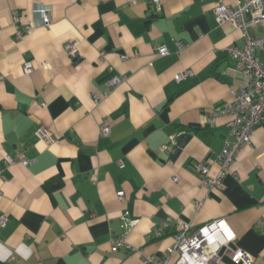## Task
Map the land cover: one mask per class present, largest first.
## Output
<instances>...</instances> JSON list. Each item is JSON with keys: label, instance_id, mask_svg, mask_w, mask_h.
Here are the masks:
<instances>
[{"label": "crops", "instance_id": "1", "mask_svg": "<svg viewBox=\"0 0 264 264\" xmlns=\"http://www.w3.org/2000/svg\"><path fill=\"white\" fill-rule=\"evenodd\" d=\"M220 1L237 0H158L159 9L153 0H0V264H147L143 257L165 253L183 224L214 220L251 264H264V122L220 191L204 187L196 169L218 173L230 116L212 128L207 116L246 81L225 50L243 47L242 32L217 24ZM40 8L50 10L47 26ZM248 32L264 38V24ZM68 40L77 41L76 62ZM185 69L192 76L175 81ZM113 75L122 81L95 101ZM106 116L111 132L102 136ZM39 127L56 140H42ZM125 212L138 220L127 234ZM123 234L130 248L112 250L110 238ZM177 260L172 253L168 264ZM218 264L233 263L223 254Z\"/></svg>", "mask_w": 264, "mask_h": 264}, {"label": "built area", "instance_id": "2", "mask_svg": "<svg viewBox=\"0 0 264 264\" xmlns=\"http://www.w3.org/2000/svg\"><path fill=\"white\" fill-rule=\"evenodd\" d=\"M153 4L159 9L158 0H153ZM40 22L42 25H49L51 14L48 8L38 10ZM214 15L217 24L230 22L242 32L244 45L242 48L236 46H227L226 52L241 66L242 73L246 81L234 93L233 98L225 103L213 107L207 116V126L214 127L219 118L230 116L227 123L228 134L224 138L223 146L216 157V163L219 165V171L214 177L208 175V167L198 164L196 169L201 175V184L208 189L220 191L223 187V181L226 174L231 171V167L240 153L241 149L250 143L255 128L264 122V59L261 60L256 52L264 51V38H252L249 35L248 28L257 24H264V0H237L233 6L218 2L214 7ZM14 22L17 23L20 17L13 16ZM32 26L24 27V30L17 28V36L22 32H28ZM77 41L68 40L65 43V51L73 62L77 60ZM182 44L177 43L181 48ZM159 55H167L168 50L165 47L157 48ZM33 66L30 62H25L23 71L30 73ZM193 72L185 69L177 73L175 81L180 82L191 77ZM122 81L117 75L111 76L105 82L104 92L93 94L95 101L104 99L115 86ZM111 132L110 119L105 117L99 124V133L102 136H108ZM37 135L47 143H52L56 138L47 132L44 128L39 127ZM171 137V136H170ZM19 158L23 165H28L30 160L26 159L21 153ZM5 165L13 164V159L6 156ZM119 167H123V161H118ZM3 167H0V178L3 179ZM91 181L96 180V175L90 176ZM178 177L174 176L173 181ZM120 200L124 199L122 191L117 192ZM138 220L130 219L125 212L121 216V227L127 234L137 224ZM7 224V216L0 214V228ZM234 236L231 234L228 226L222 220H214L198 228L192 229L189 224H183L174 236L172 244L167 251L161 255L144 256L143 259L147 264H168L169 257L172 253L178 254L177 264H218L223 254L230 256L233 264H251L252 258L238 248H233ZM110 243L112 250L120 247L130 248L124 240V234L118 237H111Z\"/></svg>", "mask_w": 264, "mask_h": 264}]
</instances>
